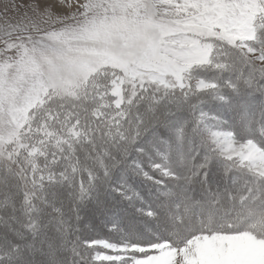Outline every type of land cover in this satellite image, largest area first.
<instances>
[{"label": "snow or ice", "instance_id": "snow-or-ice-1", "mask_svg": "<svg viewBox=\"0 0 264 264\" xmlns=\"http://www.w3.org/2000/svg\"><path fill=\"white\" fill-rule=\"evenodd\" d=\"M0 264H264V0H0Z\"/></svg>", "mask_w": 264, "mask_h": 264}, {"label": "rangeland", "instance_id": "rangeland-1", "mask_svg": "<svg viewBox=\"0 0 264 264\" xmlns=\"http://www.w3.org/2000/svg\"><path fill=\"white\" fill-rule=\"evenodd\" d=\"M97 235H99L101 238H104L106 236V232L100 231L97 233Z\"/></svg>", "mask_w": 264, "mask_h": 264}]
</instances>
